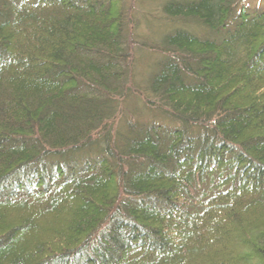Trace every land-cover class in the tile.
I'll return each instance as SVG.
<instances>
[{
	"label": "trees",
	"instance_id": "obj_1",
	"mask_svg": "<svg viewBox=\"0 0 264 264\" xmlns=\"http://www.w3.org/2000/svg\"><path fill=\"white\" fill-rule=\"evenodd\" d=\"M0 264H264V0H0Z\"/></svg>",
	"mask_w": 264,
	"mask_h": 264
},
{
	"label": "rangeland",
	"instance_id": "obj_2",
	"mask_svg": "<svg viewBox=\"0 0 264 264\" xmlns=\"http://www.w3.org/2000/svg\"><path fill=\"white\" fill-rule=\"evenodd\" d=\"M257 1L258 0H246V2L253 3V4L256 3ZM139 59H140V64L139 65H143L142 62H144L146 59H148V57L146 56V54H143V55H141V57Z\"/></svg>",
	"mask_w": 264,
	"mask_h": 264
}]
</instances>
